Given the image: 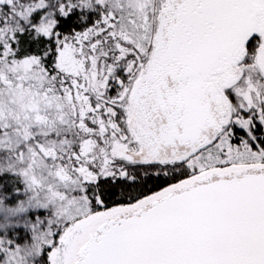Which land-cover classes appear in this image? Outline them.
Here are the masks:
<instances>
[{"label": "snow or ice", "instance_id": "1", "mask_svg": "<svg viewBox=\"0 0 264 264\" xmlns=\"http://www.w3.org/2000/svg\"><path fill=\"white\" fill-rule=\"evenodd\" d=\"M0 264H264V0H0Z\"/></svg>", "mask_w": 264, "mask_h": 264}]
</instances>
